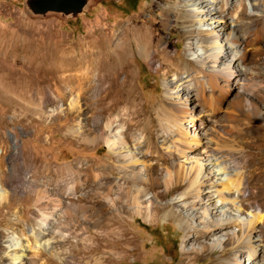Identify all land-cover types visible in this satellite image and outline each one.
Here are the masks:
<instances>
[{
	"label": "rangeland",
	"instance_id": "rangeland-1",
	"mask_svg": "<svg viewBox=\"0 0 264 264\" xmlns=\"http://www.w3.org/2000/svg\"><path fill=\"white\" fill-rule=\"evenodd\" d=\"M212 1L222 7L235 8L238 20L234 25L238 24L239 33L255 30L264 33V0ZM193 2L196 0H93L86 13L79 16L35 18L27 11L25 0H0V185L7 191V200H0V249L12 236L22 238L25 245L33 247L26 260L28 264H223L225 258H233L234 251L230 248L224 255L220 250L197 255L202 243L207 241L205 238L210 236L201 224L205 218L198 210L189 208L186 213L190 215L184 214V219L194 227L190 235L184 227L185 222L181 224L178 217L169 215L185 212L184 205L175 206L177 200L174 199L179 194L188 192V202L195 197L196 193L190 190L183 173L177 176L178 183L175 182L171 190L163 183L155 188L144 186L155 202L151 217L146 213H135L125 199L116 204L109 203L95 188L92 190L93 180L84 179L86 166L82 167L84 174L78 166L110 162L113 155L101 141L86 144L77 139L75 132L86 122L84 117L70 116L73 106L78 102L82 105L77 94L67 95L69 86L57 82L55 72L52 74L44 68L35 69L31 63L29 65L32 59L44 57L53 50L69 54L68 51L81 42L89 45L104 40L105 35L116 36L127 23L134 22L154 28L153 34L161 39V48L169 46L168 53L184 67L180 75L186 76L195 67L187 54V46L195 41L188 33L191 28L184 18L192 10ZM250 5H254V13L258 16H251ZM162 21L166 26L161 29ZM207 26L208 29L223 28V25L212 23ZM247 46L245 73L241 72L242 67L232 65L235 79L223 74L218 76L219 85L214 91L219 90L213 96L216 103L204 106L200 98L195 102L197 107L218 119L219 132L206 136V141L225 159L231 176L214 174L217 184L222 188L236 181L243 189L246 201L261 210L258 230L264 247V35ZM224 58L229 62L227 54ZM140 63L135 83L148 114L146 116L142 111L143 114L127 118L126 122L138 132L150 125L157 152L154 159H164L167 145H163L159 134L164 129L160 109L165 97V70L156 59ZM127 71L125 68L111 79L108 102L122 97L121 86ZM52 108L57 110L51 115ZM118 114H123L122 107L119 104L110 106L106 119ZM99 116L97 110L93 117ZM169 143L175 151L182 146L176 138L170 139ZM15 152L20 157L12 161ZM177 153L174 155H180ZM13 163L16 170L14 183L11 177ZM189 163V160L184 163L185 174ZM163 164L177 169L174 162L165 160ZM111 172L103 175L106 182L103 193L109 189L113 193L119 191L113 182L109 183L113 176ZM81 178L85 184L72 188ZM64 195L66 199H63ZM57 199L62 200V207L54 206V203L58 205ZM234 209L235 206L218 212L212 209L209 219L214 214L218 218L219 213L234 212ZM42 221L47 224L46 235L39 242L37 235L43 230ZM218 230L220 241L228 240L226 231L222 227ZM196 236L200 241L195 243ZM44 242L49 249L43 248L44 255L36 256L34 247ZM3 256L5 253L0 251V258Z\"/></svg>",
	"mask_w": 264,
	"mask_h": 264
},
{
	"label": "bare ground",
	"instance_id": "bare-ground-1",
	"mask_svg": "<svg viewBox=\"0 0 264 264\" xmlns=\"http://www.w3.org/2000/svg\"><path fill=\"white\" fill-rule=\"evenodd\" d=\"M191 6L192 10L184 18L185 23L191 28L188 33L194 37L195 41L193 45L187 46L188 60L193 62L195 67L189 73L185 71L188 73L186 76L180 75L184 67L168 53L169 46L161 48V39L153 34L154 28L134 22L127 23L116 36L105 35L104 40H96L90 42L89 45L81 42L74 49L69 50V54L53 50V53L44 57L39 56L32 59L29 65L31 63L35 69L44 68L51 73L55 72L56 81L69 86L67 95L77 94L82 105L78 102L77 106H73L74 111H71L70 116L74 114L77 119L84 117L86 121L75 132L77 139L86 144L101 141L107 145L110 154L113 155V161L110 158V162L109 160L101 161L95 163L94 166L82 163L78 166L79 171L83 170V174L84 168L82 167L86 166V178L84 179L93 180L94 185L91 189L95 188L106 202L116 204L125 199L127 203L130 202L135 213H146L148 217H151L154 214L155 202L145 192L144 186L155 188L163 183L167 190H171L175 182L178 183L177 176L183 173L189 181L190 190L192 189L196 194L190 202L186 201L188 192L179 194L174 199L177 200L175 206L182 205L183 207L184 205L185 212L169 215L178 217L181 224L185 222L184 227L189 235L193 226L189 220L184 219V214H189L186 210L189 208L198 210V214H202L201 217L205 218L201 224L207 228L210 236L205 238L207 241L202 243L197 255L211 250H220L224 255V252L230 248L234 251L233 258H225L223 264H264V247L258 230L261 210L255 209L252 203L246 201V195L236 181L219 188L217 176L214 174L231 176V172H227L228 165L225 159L210 142L206 141V136L219 132L218 119L197 107V102H195L198 98L203 101L204 106L215 102L213 96L219 90L214 91L219 85L218 76L223 74L229 78L234 77L235 79L236 77L231 71L232 65L242 67L241 72L245 73L247 45L252 40L258 42V38L263 37L264 33L257 30L248 31L247 34L239 33L238 24L234 25L238 17L233 7L219 6L212 0L208 2L196 0ZM253 7L251 6L249 13L256 17L258 13H254ZM208 23L223 25V28L208 29ZM161 25L162 29L166 26V22L162 21ZM224 54L229 57V62H225L227 58H224ZM154 59L159 61L166 75L164 103L160 109L164 116H162L163 123L161 122L164 129L159 134L163 145H167L164 148L167 155L164 159H161L162 157L154 159L157 152L156 144L152 142L154 136L150 125L146 124L148 127L138 132V129H133L126 122L127 118L131 119V117L135 118L143 114L142 111L146 116L148 114V111H145L146 103L141 101V95L135 83L138 77L136 69L140 66V62ZM125 68L128 71L121 86L123 95L121 98L108 102L111 97V79ZM215 103H213L214 106ZM118 104L122 107L123 114L106 119L109 107L118 106ZM56 110L52 108L51 115ZM97 110L100 116L95 118L93 116ZM133 120L132 122H135ZM90 121L93 123L90 124ZM174 138L182 143L181 148L176 151L175 147L169 143L170 139ZM174 152L180 155H174ZM19 157L20 154L15 152L11 160L14 161ZM160 160H163V163L165 160L176 163L177 169L173 165L168 166L161 163ZM187 160L190 166L185 174L184 163ZM14 163L11 176L13 183L16 180ZM229 167L233 169L234 165ZM109 171L113 172H111L113 176L109 183L113 182L112 184L117 186L119 189L117 193H113L112 189L107 190L106 193L102 192L106 185L103 175ZM77 180L79 181H75L72 188L78 184H85L82 183V178ZM61 194L63 195V192ZM66 198L64 195L63 199ZM0 200H7V191L2 185H0ZM57 201L58 205L54 203V206L62 207V200L57 199ZM228 205L235 206V211L225 210L219 213L218 218L214 214L209 219V215L213 214L212 209L218 212L228 208ZM40 226L43 230H40L37 236L39 242H42L46 235L47 224L42 221ZM221 227L226 231L228 240L220 241L221 235L218 228ZM5 241L7 245L0 249L1 253H5V256L0 258V264H28L26 260L33 247L25 245L22 238L17 236H12ZM198 241L200 239L197 237L195 243ZM43 248L44 250L49 249L46 242L36 245L35 255L43 256Z\"/></svg>",
	"mask_w": 264,
	"mask_h": 264
},
{
	"label": "water",
	"instance_id": "water-1",
	"mask_svg": "<svg viewBox=\"0 0 264 264\" xmlns=\"http://www.w3.org/2000/svg\"><path fill=\"white\" fill-rule=\"evenodd\" d=\"M93 0H25L27 11L32 17L46 18L58 15L64 18L86 13Z\"/></svg>",
	"mask_w": 264,
	"mask_h": 264
},
{
	"label": "trees",
	"instance_id": "trees-1",
	"mask_svg": "<svg viewBox=\"0 0 264 264\" xmlns=\"http://www.w3.org/2000/svg\"><path fill=\"white\" fill-rule=\"evenodd\" d=\"M134 1V0H133ZM136 6V2H135V4H134V7Z\"/></svg>",
	"mask_w": 264,
	"mask_h": 264
}]
</instances>
